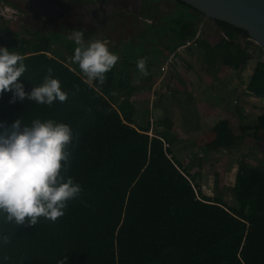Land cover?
<instances>
[{"label": "trees", "instance_id": "obj_1", "mask_svg": "<svg viewBox=\"0 0 264 264\" xmlns=\"http://www.w3.org/2000/svg\"><path fill=\"white\" fill-rule=\"evenodd\" d=\"M173 2L175 10L167 15L160 12L162 0H143L142 6V15L151 20L149 31L161 28L170 37L165 51L208 39L215 66L243 71L254 62L246 90L264 98V49L243 29L206 19L219 32L213 39L212 31L201 27L205 18L197 9ZM148 28L146 34H152ZM20 32L0 27V47L25 57L26 71L19 78L25 91L41 85L51 67L68 99L51 106L27 98L9 103L13 94L6 91L0 96V122L11 126L22 118L25 124L34 119L68 124L71 155L62 161L61 175L65 181L74 178L82 192L55 222L40 217L36 225L16 226L0 212V264H264V154L256 163L248 159L253 152L237 162L233 204L219 194H204L172 149L171 119L154 134L149 122L139 120L132 100L138 90L131 76L134 56H118L106 82L89 85L77 64L49 54L53 38L35 33L30 40ZM138 32L146 42L149 35ZM155 64L146 61L148 77ZM236 110L240 132L229 117L212 128L220 147L232 152L264 131V107L250 123ZM227 163L226 171L234 166L233 160ZM5 234L11 238L7 246Z\"/></svg>", "mask_w": 264, "mask_h": 264}, {"label": "clouds", "instance_id": "obj_2", "mask_svg": "<svg viewBox=\"0 0 264 264\" xmlns=\"http://www.w3.org/2000/svg\"><path fill=\"white\" fill-rule=\"evenodd\" d=\"M67 39L76 47L71 58L89 85L106 82V73L116 65L118 55L99 39L85 41L83 30H72ZM25 57L7 47H0V96L12 92L9 103L27 98L41 105L51 106L55 101L65 103L68 95L58 79L52 78L53 69H47L44 82L26 92L19 78L25 73ZM137 70L147 75L146 58L138 59ZM0 212L6 221L16 226L36 225L40 217L55 222L64 215L67 202L77 198L82 186L61 175L62 161L69 160L73 140L71 127L51 119H34L25 124L21 119L11 126L0 122ZM5 246L11 243L9 235L2 237ZM8 259L7 256L4 257Z\"/></svg>", "mask_w": 264, "mask_h": 264}, {"label": "rangeland", "instance_id": "obj_3", "mask_svg": "<svg viewBox=\"0 0 264 264\" xmlns=\"http://www.w3.org/2000/svg\"><path fill=\"white\" fill-rule=\"evenodd\" d=\"M22 7L23 8L20 10L14 5L0 0V27L20 31L25 30L28 32L26 36L30 40L33 39L32 34L34 32H40L41 34L48 35L50 38H53L52 42L54 45L52 47V54L57 57H64L65 60L69 59L66 60V62L69 64H74L72 63L71 58L74 55V49L76 45L72 41H69L65 34L68 33L66 27H76L77 24H69L66 25L65 28L59 27L58 25L45 22V17L43 20L41 19L42 21L40 23H38L33 17V10L46 15V8L41 6H26L25 3ZM90 9L94 18H100L101 12L99 10H96V8L92 7ZM118 10L122 11V9ZM173 10H175V7L173 6V0H162L160 7V12L162 14L165 13L167 15ZM135 11L138 13L141 12V10ZM116 12L118 11L114 10L115 15H117ZM7 14H11L12 16H7ZM123 14L128 15V11L123 10ZM164 18L166 21V17ZM141 21L142 22L139 23L138 18L133 17L132 13L131 18L125 21V24L121 25L122 27L113 25V30L118 32L116 36H106L107 34H105V32L98 31L97 37L100 40H103L106 37H111L113 38L111 41L114 43L121 39L120 47L112 49L113 53H116L121 58L124 56L128 58L132 55L134 56V60L141 59L143 56L148 57V60H158L161 54L165 51V47L170 44V37H168L166 32L164 34L161 28L160 30L149 31L150 28H148V23H150L151 20L146 19L144 16ZM141 24H143L142 27L137 29L138 25ZM201 27L212 31L214 36L213 39H218L219 32L216 31V27L210 22H207L206 19L202 22ZM147 28L152 34H146ZM140 29L143 30V34L141 35H149V38L146 42L143 38H139L138 36V34H140L138 30ZM123 40L128 41L127 44ZM67 45L72 46L73 50H67ZM191 49L196 52H202L200 47L197 45ZM189 50L190 49L186 50L187 54L190 53ZM186 51H183V57H188ZM188 60L186 61L185 65L179 62L173 65L172 69H169V72H174V76L171 75L170 77V73H167L168 81L171 80L170 84L175 83L176 89H178V91L182 87V85L178 84L177 80H175V73H178V70H180L179 67H184L186 71H189L188 74L187 72H183L185 75L184 81L188 80L189 82L190 77L192 76L191 84L198 81L197 77L200 78V81H203L202 76L205 75L203 72L204 70L202 69V65L204 63L203 60L197 59V61L193 60L190 62H188ZM214 61L215 55L211 57L210 65ZM253 63L254 62H252L250 66L246 68L243 73L244 75H237L238 73L236 71H232L228 74L225 70L222 72V80L209 79V83L206 84V87H202L203 89L206 88V90H204L203 93L198 96L200 101H205V105L199 107L198 109H195L194 107L193 110L189 105L186 106L183 110V121L177 122L175 128L176 132H173L177 134H173L175 141L173 143L174 145L172 146V149L184 167H186L194 176H196V171H193V165L200 160L204 161L203 169L201 170L202 183H199L202 193L211 196L219 194L230 204H233L236 201L233 195V186L235 182L237 162L243 155L253 152V155L248 157V159L251 160V162L256 163L257 158H260L264 154V131L260 132V139L258 140H254L252 137L245 138L241 145L233 152L231 150L222 149L220 147V142L218 140L216 141L215 137L212 141L207 135L211 132L209 128H213L214 122L222 118V115H229V118L234 123L233 126L238 132H240V129L238 128L240 119L237 112L235 111V106H233L240 104V99L241 106L245 108L247 105V109H244V112L247 114L246 123L252 122L256 115L261 113L262 108L264 107V98H258L251 94V96L244 94L245 82L248 81L247 76L250 75L248 72H250L251 65H253ZM208 76L209 78L213 77L211 74H208ZM184 83L186 84V82ZM208 86L209 88H207ZM170 90L173 91L174 86H170ZM194 92L196 94L200 93L199 88H194ZM183 98L186 99L185 97ZM243 100H245V104ZM223 110L227 113L225 114ZM207 111L214 112L211 113ZM199 133H204L205 136L203 137L202 134L199 135ZM218 157H222L221 164H219ZM232 160L234 162V169L228 168V171H226L225 167L228 164L227 162Z\"/></svg>", "mask_w": 264, "mask_h": 264}, {"label": "crops", "instance_id": "obj_4", "mask_svg": "<svg viewBox=\"0 0 264 264\" xmlns=\"http://www.w3.org/2000/svg\"><path fill=\"white\" fill-rule=\"evenodd\" d=\"M173 6H174V2H173ZM126 11H128V10H126ZM93 20L97 21L96 18H93ZM70 24H72V22H70ZM72 25H75V24H72ZM66 29H67L68 33L67 34L64 33L65 36H68V34L72 30H83L81 27H77V26L76 27L75 26L66 27ZM23 31H25V30H23ZM98 31L102 32L100 27H97V29L95 31H89V32L84 31L85 41L87 42V41L92 40V39H98V37H97ZM35 33H40V32H34L33 34H35ZM26 34H28L27 31H25V33H22L21 36H24L27 39H29L26 36ZM108 39L109 38L106 37L102 41L106 42L108 47H111L109 49L120 47L121 39L117 40L116 43L112 42L111 39H110L111 42H107ZM191 41L193 42L192 47L197 45L200 47L202 52L201 53L196 52V51H193V49H191L192 47H187L184 50V52L186 50L190 49L189 50L190 53L187 54V51H186V54L188 57H186V56L183 57V52H182L179 55L180 62L185 65L186 61L188 59H189L188 62L193 61V60L197 61V59L203 60L204 63L202 65V69L204 70L203 72L205 73V75L202 76L203 81H200V78L197 77L198 81H196V83L191 84V77L192 76L190 77L189 82H188V80L184 81L185 75L183 72H185V73L187 72V74H188L189 71H186L184 67L183 68L179 67L180 70H178V73H175V80H177L178 84L182 85V87L178 91V89H176L175 83L170 84L171 80L168 81V79H167V73H170V77H171V75L174 76V72L168 71L166 74H164L160 70V65L158 64V60L159 59L162 60L163 56L167 55L168 51H164L161 54V56L158 58V60L157 59H150L152 61H155V63H156L152 67V70L150 71V75H151L150 77H148L147 75H142L137 70V66H133L131 68V76L134 80V83L138 86V90L133 95L132 100H133L134 104L136 105V108L138 111V117L140 118L139 120H143L145 123H148V122L150 123V125H151L150 134H154V132H157V131H164L165 130V122H166L167 117L171 119V132L172 133L176 132V129H175L176 124L178 121H183V110L186 106L189 105L192 110L194 107H195V109H198L199 107L204 106L205 101H200L198 99V96L201 95V93H203L204 90H206V88L203 89L202 87H204V86L206 87V84L209 83V79L210 80H214V79L222 80L223 79L222 78V72H224L225 70L227 71L228 74L231 73L232 71H236L238 73L237 75H239V74L244 75L243 73L245 70L241 71L239 69H233V68L225 67L224 65L215 66L214 65L215 61L212 62V64L210 65V59H211V57H213V55H215V53L210 49V41L208 39L207 40L204 39V40H201L198 42L196 41V39H193ZM124 42L127 44L128 41H124ZM53 45H54V43L51 45V50L49 52L50 55H53L52 54ZM166 47H165V49H166ZM142 58H146V61L148 60V57L143 56ZM66 60H69V59H66ZM67 64L71 65L72 67L75 66V64H69V63H67ZM248 73L251 74V69H250V72H248ZM208 74H211L213 77L209 78ZM249 78H250V75L247 76L248 80H249ZM244 79H246V78H244ZM184 82H186V84ZM247 82L248 81L245 82L244 94L251 96L248 93V91L246 90ZM170 86H174L173 91L170 90ZM196 87L199 88V90H200V93H198V94H196L194 92V88H196ZM207 88H209V86ZM183 97H185L186 99H184ZM244 101L245 100H243V102ZM201 102H203V103H201ZM244 104H245V102H244ZM233 106H235V111L237 113L239 111L236 110V107H238L239 110H241L243 112H244V109H247V107H246L247 105L245 106V108L243 106H241V99H240V104H236ZM220 110H222V109H220ZM207 112L213 113L214 111H207ZM224 112H225V114L227 113L226 111H224ZM141 116L143 118H141ZM226 117H229V115H222V118H226ZM222 118H220V119H222ZM216 122H214V124ZM209 130L211 131V132L210 131L209 132L212 134L209 133L207 136L210 137L211 140L213 141L215 134L213 133L212 128L211 129L209 128ZM173 134H175V133H173ZM200 134H202L203 137L205 136L204 133H199V135ZM214 143H215V141H214ZM203 164H204V161L200 160L199 162H197L196 164L193 165V167H194L193 171H196V180L198 183H202L201 170L203 169ZM233 169H234V166H233ZM235 176H236V174H235Z\"/></svg>", "mask_w": 264, "mask_h": 264}, {"label": "flooded vegetation", "instance_id": "obj_5", "mask_svg": "<svg viewBox=\"0 0 264 264\" xmlns=\"http://www.w3.org/2000/svg\"><path fill=\"white\" fill-rule=\"evenodd\" d=\"M5 3H9L17 7V9H22L23 4L26 6L37 7L41 6L46 8V15L33 10L34 19L40 23L43 18L44 21L49 24H55L59 27H65L72 24H77V27H81L84 31H95L97 27H100L102 32L107 34L106 36H116L118 32L113 30V25L122 27L125 21L133 17H137L139 23L143 19L142 6L143 0H1ZM96 8L101 13L100 18H96L97 21L93 20L92 11L90 8ZM118 9H122L119 11ZM114 10H117V15L114 14ZM123 10H128V15L123 14ZM135 10H141L137 12ZM132 12V13H131ZM126 15V16H125ZM138 15V16H136ZM125 16V17H124ZM130 17V18H129ZM42 19V20H41ZM116 23V24H114ZM143 24L138 25L141 28ZM141 30V29H140ZM139 30V31H140ZM107 42H111V37Z\"/></svg>", "mask_w": 264, "mask_h": 264}, {"label": "water", "instance_id": "obj_6", "mask_svg": "<svg viewBox=\"0 0 264 264\" xmlns=\"http://www.w3.org/2000/svg\"><path fill=\"white\" fill-rule=\"evenodd\" d=\"M202 18L223 21L243 29L248 40L264 49V0H181ZM141 3V0H140Z\"/></svg>", "mask_w": 264, "mask_h": 264}, {"label": "built area", "instance_id": "obj_7", "mask_svg": "<svg viewBox=\"0 0 264 264\" xmlns=\"http://www.w3.org/2000/svg\"><path fill=\"white\" fill-rule=\"evenodd\" d=\"M12 16L11 14H7V16ZM193 42L191 40H188L185 44L177 47L173 51L169 52L164 59L163 63L160 65V70L166 74L169 69L173 68V65L179 63V55L190 45H192Z\"/></svg>", "mask_w": 264, "mask_h": 264}]
</instances>
